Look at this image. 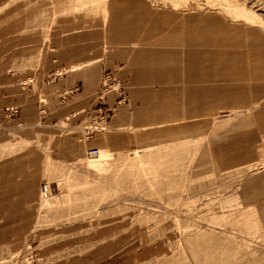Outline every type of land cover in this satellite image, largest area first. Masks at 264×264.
I'll list each match as a JSON object with an SVG mask.
<instances>
[{
  "label": "rangeland",
  "instance_id": "374dc122",
  "mask_svg": "<svg viewBox=\"0 0 264 264\" xmlns=\"http://www.w3.org/2000/svg\"><path fill=\"white\" fill-rule=\"evenodd\" d=\"M112 2L0 0V25L19 19L30 28L39 21L42 33L55 19L103 26ZM135 2L137 11L146 7L154 32L158 24L168 34L163 51L184 66L183 106L152 94L141 108L155 121L144 130L133 127L125 149L81 142L108 128L106 117L104 130H92L94 109L113 111L97 105L71 129L97 155L87 149L64 162L38 141L31 157L14 154L9 184L36 191V217L29 233L3 240L0 264H264V132L254 115L257 103L232 107L221 93L264 82L253 79V68L264 69V0ZM209 71L218 80L206 82ZM209 85L217 87L215 100L203 98ZM118 91V82L104 74L95 95ZM8 107L15 108L8 117L4 111L9 119L17 107ZM17 134L7 143L10 153L27 145ZM100 150L111 152L105 161ZM42 182L53 188L47 199L38 197Z\"/></svg>",
  "mask_w": 264,
  "mask_h": 264
},
{
  "label": "crops",
  "instance_id": "0c3cea01",
  "mask_svg": "<svg viewBox=\"0 0 264 264\" xmlns=\"http://www.w3.org/2000/svg\"><path fill=\"white\" fill-rule=\"evenodd\" d=\"M112 1L108 24L103 26L55 19L42 33L39 21L30 28L25 20L1 21L0 244L7 236L29 233L36 217V191L31 193L21 190L20 184H9V159L14 154L31 157L38 141L40 148L47 149L56 159L77 160L87 149L95 147L84 148L78 143L79 134L71 129L81 125L97 105L113 109L106 115L108 128L93 140L81 142L96 143V147L111 152L125 149L124 141L132 138L133 127L144 130L155 121L141 108L152 94L162 92L166 100L176 99L171 105L183 106L179 100L184 98L185 69L177 66L175 56L163 51L170 43L168 34L162 36L158 24L154 32L147 21L149 12L142 6L144 3L137 11L133 5L139 3L135 0ZM253 69L258 72L253 79L258 76L264 79L263 68L261 72L258 66ZM104 74L113 76L121 92L106 94L100 100L95 94ZM208 74L210 79L206 82L218 80L213 78L216 73ZM196 81L201 82V78ZM215 88L209 85L204 89L203 98L215 100L218 96ZM221 93L225 105L232 107L249 106L255 101L258 131L264 132V82ZM119 95L124 99H119ZM8 106L17 107V113L9 119L4 116ZM179 115L182 112L177 111L176 116ZM156 121L159 123L161 119ZM12 132H18L17 136L27 145L10 153L7 143ZM34 163L28 164L32 170L37 165Z\"/></svg>",
  "mask_w": 264,
  "mask_h": 264
},
{
  "label": "built area",
  "instance_id": "2783aa9c",
  "mask_svg": "<svg viewBox=\"0 0 264 264\" xmlns=\"http://www.w3.org/2000/svg\"><path fill=\"white\" fill-rule=\"evenodd\" d=\"M106 79H108V78L106 77ZM5 111H6L5 116L8 117L11 112H15V108L7 107V108H5ZM92 117H93V120H95L94 123H97V124H94V126L92 127V130H94V131L104 130V128H105L104 122L106 119V112L103 111L101 107H98V108L94 109ZM96 153H97L96 148H91L87 151L88 155H95ZM52 191H53V188L51 187L50 184H48L46 182L40 183L39 188H38L39 199L40 198H44V199L48 198L52 194Z\"/></svg>",
  "mask_w": 264,
  "mask_h": 264
},
{
  "label": "bare ground",
  "instance_id": "6f19581e",
  "mask_svg": "<svg viewBox=\"0 0 264 264\" xmlns=\"http://www.w3.org/2000/svg\"><path fill=\"white\" fill-rule=\"evenodd\" d=\"M101 97H102V94H101ZM105 129V128H104ZM98 154V151H97V153L95 154V155H97ZM95 155H91V156H95ZM108 157V153L107 152H100V155L98 156V159H99V161H105L106 160V158ZM89 163V162H88ZM51 196V195H50ZM49 196V197H50ZM48 197V198H49ZM45 199H47V198H45Z\"/></svg>",
  "mask_w": 264,
  "mask_h": 264
}]
</instances>
